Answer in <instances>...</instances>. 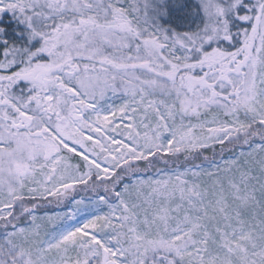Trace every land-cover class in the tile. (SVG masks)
I'll list each match as a JSON object with an SVG mask.
<instances>
[{
    "label": "snow or ice",
    "instance_id": "6c2138e0",
    "mask_svg": "<svg viewBox=\"0 0 264 264\" xmlns=\"http://www.w3.org/2000/svg\"><path fill=\"white\" fill-rule=\"evenodd\" d=\"M0 264H264V0H0Z\"/></svg>",
    "mask_w": 264,
    "mask_h": 264
}]
</instances>
